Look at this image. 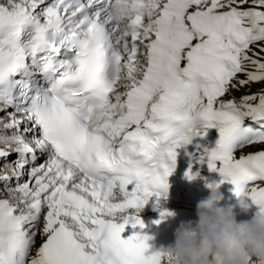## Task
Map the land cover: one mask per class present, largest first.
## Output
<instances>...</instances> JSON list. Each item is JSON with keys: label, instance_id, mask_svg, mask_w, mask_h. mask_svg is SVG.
I'll list each match as a JSON object with an SVG mask.
<instances>
[{"label": "snow or ice", "instance_id": "snow-or-ice-1", "mask_svg": "<svg viewBox=\"0 0 264 264\" xmlns=\"http://www.w3.org/2000/svg\"><path fill=\"white\" fill-rule=\"evenodd\" d=\"M252 83L264 0H0V264H173L139 213L179 149L264 213Z\"/></svg>", "mask_w": 264, "mask_h": 264}, {"label": "clouds", "instance_id": "clouds-1", "mask_svg": "<svg viewBox=\"0 0 264 264\" xmlns=\"http://www.w3.org/2000/svg\"><path fill=\"white\" fill-rule=\"evenodd\" d=\"M208 188L196 204L197 219L181 222L174 243L161 249L171 253L173 264H249L250 257L264 264V213L238 221L236 209L250 211L248 200L241 196L236 205L222 206L219 187L210 182Z\"/></svg>", "mask_w": 264, "mask_h": 264}, {"label": "bare ground", "instance_id": "bare-ground-1", "mask_svg": "<svg viewBox=\"0 0 264 264\" xmlns=\"http://www.w3.org/2000/svg\"><path fill=\"white\" fill-rule=\"evenodd\" d=\"M243 78V77H242ZM261 89H264V86L259 85L258 83H252L251 85H249L246 88H241L239 91H233L231 93V96L235 97L237 100H239V98L246 92H250V93H257L259 92ZM229 97H225V99H227ZM254 148H246L244 151L245 152H249V151H254Z\"/></svg>", "mask_w": 264, "mask_h": 264}, {"label": "rangeland", "instance_id": "rangeland-1", "mask_svg": "<svg viewBox=\"0 0 264 264\" xmlns=\"http://www.w3.org/2000/svg\"><path fill=\"white\" fill-rule=\"evenodd\" d=\"M259 85H261V86H264V83H258Z\"/></svg>", "mask_w": 264, "mask_h": 264}]
</instances>
